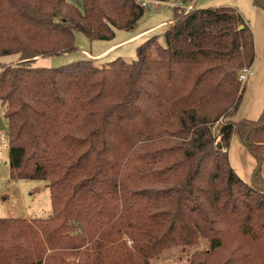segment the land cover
Here are the masks:
<instances>
[{"label": "trees", "instance_id": "16d2710c", "mask_svg": "<svg viewBox=\"0 0 264 264\" xmlns=\"http://www.w3.org/2000/svg\"><path fill=\"white\" fill-rule=\"evenodd\" d=\"M183 1L192 10L174 9L164 43L149 36L135 60L35 67L73 51L75 32L111 40L145 9L0 0V56L19 55L0 68L10 178L45 180L51 203L45 218H0V264H150L201 236L208 248L189 264H264V105L231 119L253 32L233 7ZM233 136L256 159L251 183L231 166Z\"/></svg>", "mask_w": 264, "mask_h": 264}, {"label": "rangeland", "instance_id": "374dc122", "mask_svg": "<svg viewBox=\"0 0 264 264\" xmlns=\"http://www.w3.org/2000/svg\"><path fill=\"white\" fill-rule=\"evenodd\" d=\"M81 8V0H68ZM230 6L238 10L244 17L253 32L255 58L252 64L253 74L244 82V92L240 105L232 120L241 118L257 119L264 103V10L254 4L253 0H197L195 8ZM174 9L148 8L144 15L131 29H115V36L111 40H89L83 33L75 32V49L66 53V56H42L36 57L31 62L35 67H58L73 61L88 58L83 52L96 53L103 49L108 43L123 40L149 26L156 24L159 20L172 18ZM166 27L156 30L153 34L148 32L137 42L128 43L121 49L110 54L108 57L94 60L97 65L105 64L117 57L126 61L136 59V48L151 35H158V41L164 43V31ZM18 54L0 56V68L18 62ZM222 123V119L213 128ZM6 120L3 116V107L0 103V132L6 131ZM1 146V145H0ZM9 169L8 148L0 155V218L23 217L45 218L51 214V203L49 191L45 180L39 179H11ZM251 183V180L248 182ZM6 197V198H5ZM208 248L206 237L196 238L192 245L187 247L170 246L164 250L158 258L150 260V264H189L192 260H201Z\"/></svg>", "mask_w": 264, "mask_h": 264}, {"label": "crops", "instance_id": "0c3cea01", "mask_svg": "<svg viewBox=\"0 0 264 264\" xmlns=\"http://www.w3.org/2000/svg\"><path fill=\"white\" fill-rule=\"evenodd\" d=\"M264 10V9H263ZM172 22V18L167 20H159L156 24L149 26L148 28L139 31L131 36L123 40H119L113 43H108L103 49L96 51V53L84 51L83 53L91 59L99 60L101 58L108 57L110 54L116 52L121 49L124 45L128 43H135L139 40L142 35L145 33L153 34L156 30H159L163 27H168ZM140 37V38H139ZM66 56L67 54H62ZM252 68V67H251ZM264 105V103H263ZM262 110V109H261ZM243 119V118H241ZM249 119V118H248ZM240 120V119H238ZM228 156L231 163V166L236 171V173L245 181L249 182L252 180V174L254 168L257 164L256 159L253 155L248 151L247 147L243 144L241 139L238 136H233L230 140V145L228 148ZM261 175L264 179V163L261 168ZM6 198V197H5Z\"/></svg>", "mask_w": 264, "mask_h": 264}, {"label": "built area", "instance_id": "2783aa9c", "mask_svg": "<svg viewBox=\"0 0 264 264\" xmlns=\"http://www.w3.org/2000/svg\"><path fill=\"white\" fill-rule=\"evenodd\" d=\"M144 9L148 8H169V9H176L181 8L184 9L186 12L192 10L193 6L191 4H186L183 0H136ZM253 74V70L251 67H245L240 70L238 73V80L241 83H244L250 75ZM0 155L3 154V150L8 148V141H7V131L2 130L0 132Z\"/></svg>", "mask_w": 264, "mask_h": 264}, {"label": "water", "instance_id": "95a60500", "mask_svg": "<svg viewBox=\"0 0 264 264\" xmlns=\"http://www.w3.org/2000/svg\"><path fill=\"white\" fill-rule=\"evenodd\" d=\"M264 7V6H263ZM243 28V25H240L239 27H238V29H242Z\"/></svg>", "mask_w": 264, "mask_h": 264}]
</instances>
